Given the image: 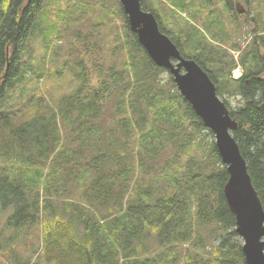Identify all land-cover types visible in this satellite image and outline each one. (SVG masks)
I'll list each match as a JSON object with an SVG mask.
<instances>
[{"label": "trees", "instance_id": "16d2710c", "mask_svg": "<svg viewBox=\"0 0 264 264\" xmlns=\"http://www.w3.org/2000/svg\"><path fill=\"white\" fill-rule=\"evenodd\" d=\"M53 1L0 0V214L8 211L0 219V264H34L37 252L18 248L37 225L47 248L68 241L78 253L67 263L55 250L49 264L78 257L77 264H246L214 133L169 70L149 57L119 0H68L66 8ZM219 1L222 12L218 0L141 4L216 84L238 122L233 135L264 207V9L241 42L239 20L258 0H242L247 11L240 14L235 0ZM205 5L210 19L201 28ZM155 8L178 20L177 31ZM233 20L237 26L220 33ZM67 21L80 28L68 34ZM204 28L215 30L214 40L227 37V48L208 40ZM37 29L45 31L41 67L33 58ZM67 38L70 50L60 56L54 43ZM95 45L108 62L95 54L89 66ZM55 81L74 85L59 93ZM237 95L242 103L234 107ZM106 113L120 128L117 143ZM70 221L64 242L59 229ZM210 224L212 234H203Z\"/></svg>", "mask_w": 264, "mask_h": 264}, {"label": "water", "instance_id": "95a60500", "mask_svg": "<svg viewBox=\"0 0 264 264\" xmlns=\"http://www.w3.org/2000/svg\"><path fill=\"white\" fill-rule=\"evenodd\" d=\"M131 30L157 66L172 74L182 95L216 137V146L229 174L224 194L236 218V232L243 240L246 264H264V207L248 172L233 132L238 122L220 99L214 81L195 60L185 58L162 32L156 15L142 8L141 0H119Z\"/></svg>", "mask_w": 264, "mask_h": 264}, {"label": "rangeland", "instance_id": "374dc122", "mask_svg": "<svg viewBox=\"0 0 264 264\" xmlns=\"http://www.w3.org/2000/svg\"><path fill=\"white\" fill-rule=\"evenodd\" d=\"M59 2H60V0H55V1L52 2V5L53 6H57ZM67 2H68V0H61L60 6L66 8L67 7ZM234 4H236L235 12H236V8H237V12L239 14H240V12L246 13L247 8L245 7V4H244V2L242 0H235ZM159 5H160V3L157 2V7ZM215 5H217V8H218V10L220 12H222L224 10V8H225L223 2H221L219 0H218V3L215 4ZM155 9H156L157 13H160L162 15V18H163L164 22H166L169 18H171L172 20H175L173 28L177 31V29L179 27L178 20L170 17L168 14H165L163 9H160V8L159 9L155 8ZM258 9L259 10L264 9V0H258L257 2L254 3L253 9L251 10V12H250V14L248 16L249 20L245 16L242 19L239 20L240 22L238 24L240 26V30H239V33H238V35L236 37L237 40H239L241 42H242V40H244L245 34H246L245 30L252 31V28L256 24V22L253 20V17L255 16L256 11ZM53 14H54V16H56L57 14L60 15V16L62 15V13H60V12H54ZM207 19H210V6L205 5L203 10L199 14V20L197 21V25L202 28V24ZM40 20H41V26H43V27H46L47 24L49 23V21H47L45 19H40ZM67 23L69 24L70 22L67 21ZM80 24L81 23L79 21L75 22L74 25L73 24H69L68 34L69 33H73L74 34L75 29L80 28ZM236 26H237V24L235 25L234 20L232 21V23L228 22L226 27H224L222 30H220V33L224 32V30H233ZM217 31H219V29ZM203 32L207 36L206 38H208V40H211V42H213L214 44H217V45L220 44L224 48H227V46L225 44V41H226L227 37H219V39L214 40L213 34H214L215 30L212 32L213 33L212 34V33H210V31H207L204 28ZM243 34H244V36H243ZM250 36H252V35H249L248 37H250ZM44 38H45V31L44 30H40V29H37L36 34L31 36L32 43H33V58L36 59L35 66H38V67H41V63L43 61V56L46 55ZM54 45H55V48H56V50H57V52H58V54L60 56H66L67 53H68L67 51L70 50L69 49L70 42L68 41V38L63 40V41H60L59 43H54ZM76 49H77V45H76ZM82 50H83V52L85 54L84 56H86L85 50L80 47L79 51H82ZM95 54L96 55H100V56L103 54V56H104L103 47L100 48L97 45L94 46V54L89 57L92 60V61L91 60L88 61V65L89 66L94 64L93 61H95V60L93 59V56ZM234 55H235V58H236L239 55V51L238 52H234ZM105 61L108 62V59L106 57H105ZM242 74H243V68H242L241 65H239L235 69V71H233L232 76H233V78L234 77H240ZM164 76H167V75L164 74ZM66 78L70 79L71 75L67 74ZM73 85H74L73 81H70V82L65 81L63 86L59 85L61 87V90H60L59 93H63V92L69 91V87L73 86ZM239 99H240V96H238V95H237V98H230V101H231V103H232V105L234 107H238L242 103V101L239 100ZM106 120L108 122H112L111 132H112L113 135H115L116 143H117L118 140H119V137L121 135V133L119 131L120 128L117 125H115L114 120L111 118V114L106 113ZM110 139H112V135L110 136ZM76 198H78V197H76ZM7 212H3V213L0 214L1 221L3 220V218H4V221H5V217L7 216L6 215ZM73 225H74L73 221H70L67 225H64V226L60 227L59 235L61 234L63 236L62 239H63L64 242L66 241L65 235L67 234V236H68V234L70 232V228ZM215 228H216V224H210V225H208L206 227L205 230H203V234L206 233V232L212 234V232H213V230ZM39 229H40V227H39V225H37L35 227V229H34L32 238H30L26 242L22 243L19 246V248H18V252L21 253V254H25V255L33 254L36 251L37 252V256H36V258L34 260V264H49L50 262H48V259L50 260V257H51V255L53 254V252L55 250L62 251V259L63 260L65 259L67 263L71 262L70 254L74 253V251H75L74 255L78 256L76 247L70 245L68 241H66L64 244H61L58 247H49V248H47L45 243H44V240L41 239V237H38ZM35 238H37L36 242H35ZM241 240H242V238H241ZM209 242L215 243V241L212 240V239L209 240ZM242 242H243V240H242ZM181 252L183 254L185 252V250L183 249ZM78 258L75 259L76 264L77 263H81V259H78ZM182 261H183V259H182Z\"/></svg>", "mask_w": 264, "mask_h": 264}, {"label": "bare ground", "instance_id": "6f19581e", "mask_svg": "<svg viewBox=\"0 0 264 264\" xmlns=\"http://www.w3.org/2000/svg\"><path fill=\"white\" fill-rule=\"evenodd\" d=\"M149 11V10H148Z\"/></svg>", "mask_w": 264, "mask_h": 264}]
</instances>
